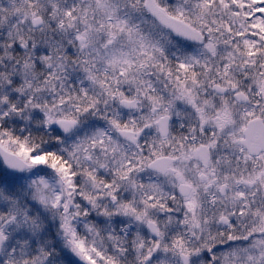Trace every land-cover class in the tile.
<instances>
[{"label":"snow or ice","instance_id":"1","mask_svg":"<svg viewBox=\"0 0 264 264\" xmlns=\"http://www.w3.org/2000/svg\"><path fill=\"white\" fill-rule=\"evenodd\" d=\"M0 264H264V0H0Z\"/></svg>","mask_w":264,"mask_h":264}]
</instances>
